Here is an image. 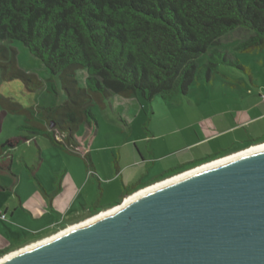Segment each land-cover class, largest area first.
<instances>
[{"label":"trees","instance_id":"obj_1","mask_svg":"<svg viewBox=\"0 0 264 264\" xmlns=\"http://www.w3.org/2000/svg\"><path fill=\"white\" fill-rule=\"evenodd\" d=\"M239 29L249 35L237 50L264 51V0H0V81L40 87L37 76L19 65L20 43L59 77L65 96L61 104L43 106L39 120L1 100L0 134L8 113H27L19 130L32 136L0 142V169H11L16 148L34 141L33 135L55 137L57 131L67 146L79 149L77 130L84 124L96 128L94 104L112 95L172 101L197 80L211 82L221 65L246 69L219 48L224 36ZM202 55L208 60L201 67Z\"/></svg>","mask_w":264,"mask_h":264},{"label":"crops","instance_id":"obj_2","mask_svg":"<svg viewBox=\"0 0 264 264\" xmlns=\"http://www.w3.org/2000/svg\"><path fill=\"white\" fill-rule=\"evenodd\" d=\"M226 74L230 78L223 84L205 87V109L202 105L200 108L191 106L192 109H187L190 105L185 104L164 105L170 112L156 120L152 118L145 133L131 128L135 125L129 120L124 106L130 103L129 109L133 110L136 104L131 101L136 95H112L105 99L102 106H110L116 111L122 109L125 116L122 122L129 128L125 143L117 145V149L111 147L113 154L117 152L115 162L106 151L94 147L81 155L66 152L63 147L59 157L82 160L75 166H61L49 177L48 183L40 178L42 173L38 169L34 172L35 184L28 181L25 190L20 186L13 187L12 203L7 202L5 209L0 207V214L4 211L7 216L2 221L8 229L7 232L0 225V257L45 240L91 214L117 206L128 196L124 195L126 189L156 184L158 180L180 172L181 168L201 161L210 162L262 142L264 73ZM243 77L249 81H244ZM117 100L122 103L116 104ZM81 127L94 130L89 124ZM77 139L79 147L86 150L82 139ZM16 153L17 148L14 156ZM11 169H0V172L14 175ZM3 183L0 188L5 187Z\"/></svg>","mask_w":264,"mask_h":264},{"label":"water","instance_id":"obj_3","mask_svg":"<svg viewBox=\"0 0 264 264\" xmlns=\"http://www.w3.org/2000/svg\"><path fill=\"white\" fill-rule=\"evenodd\" d=\"M0 264H264V145L150 188Z\"/></svg>","mask_w":264,"mask_h":264},{"label":"rangeland","instance_id":"obj_4","mask_svg":"<svg viewBox=\"0 0 264 264\" xmlns=\"http://www.w3.org/2000/svg\"><path fill=\"white\" fill-rule=\"evenodd\" d=\"M248 35V32L243 29L231 32L220 40L219 47L222 51L226 52L228 57L233 60H239L240 65L244 66L246 69L221 65L217 71L213 72L211 82L197 80L190 87L187 95H179L172 101H165L160 96H156L152 101L145 99L141 94L133 96L132 99L134 100L131 102L136 104L133 110L129 109L130 103L124 104L127 108L130 118L129 120L135 125V127L131 128L145 133V129L150 125V120H152V118L156 120L157 118L162 117V114L167 115L170 112V108L164 105H190L186 107L187 109L194 108L191 106H198L200 108L202 105L205 109V87H213L223 84L222 82H226L230 78L226 73L234 75H237L236 73H241V76L248 75L246 74L247 70L248 72L256 71L264 73V51L257 50L246 53L234 48L235 45L237 46V44ZM17 47L19 50L18 62L20 67L28 73L36 75L41 85L39 88H36L32 82H28L29 87L27 88L16 80L10 82L0 81V102L1 100H4V98H8L10 100L9 103L17 106L21 112H23L22 110L24 108V112H30L29 115L34 112V119L40 118L45 113L43 106L61 104L64 102L65 96L63 94L62 85L59 77L52 75L46 69L42 61L33 56L24 45L19 43L17 44ZM207 58L208 55H202L198 59V63L201 67L207 62ZM243 80L249 81L246 77H243ZM121 103L120 100L116 101V104L118 105ZM121 111L122 109L116 111L115 109H111L110 106L106 108L102 106V104H94L93 112L97 116V127L92 131L87 130L86 127H80L76 132V136L82 139L81 143L84 144L86 150H82L80 147L79 149H73L70 146H67L64 143L65 136L57 131L55 137L42 133L39 136L35 135L36 137L34 136V141H28L18 146L17 153L15 154L12 163V169L10 170L14 175L6 173V171L3 173L0 172V179L4 180V183L2 180H0V183H3L2 185L5 186L0 188V207L5 209L7 202L10 201V203H12L10 198L14 197V191L11 190L13 187L20 186L25 190L28 181L35 184L36 178L34 172H38V169L40 171L39 173H42L39 175L40 178L42 177V179L48 183L50 179L49 177L58 171L61 166L66 164L75 166L78 161L82 160V158L72 157L71 159H63L62 157H59L62 153L61 150L63 149L60 148V142L65 145L63 147L66 152H76L79 155L87 150L91 151L92 147L104 150L113 157L111 158V161L114 163V156L117 155V152L116 154H113L114 151L111 150V147L117 149V145L124 144L125 138L129 135V128L122 122L125 116H123L124 114ZM29 115L27 113H8L3 122L0 142L8 137L16 136L21 133L28 134V132H21L19 126L26 123L25 117ZM55 140H57L56 142L58 143H55ZM130 146L132 148L133 143ZM242 148L243 147H241V149ZM42 168L43 170H40ZM2 214H4V211L0 214V225L8 232L7 224L2 221L4 220L1 217ZM5 217L7 218V216ZM6 256L7 255L0 257V260Z\"/></svg>","mask_w":264,"mask_h":264},{"label":"bare ground","instance_id":"obj_5","mask_svg":"<svg viewBox=\"0 0 264 264\" xmlns=\"http://www.w3.org/2000/svg\"><path fill=\"white\" fill-rule=\"evenodd\" d=\"M262 145H264V143H261V144H258V145H253V146H251V147H249V148H246V149H244V150H242V151H239V152H236V153L231 154V155H229V156H226V157H223V158H220V159L214 160V161H212V162H209V163H206V164L200 165V166L195 167V168H193V169H191V170L185 171V172H183V173H181V174H178V175H175V176L170 177V178H168V179H165V180H163V181L157 182L156 184H153V185L147 186V187H145V188H143V189H141V190H139V191L133 193L132 195L126 197V198L124 199V201H123L121 204H119V205H117V206H115V207H112V208H110V209H107V210L101 211V212H99V213H97V214L91 216L90 218L86 219L85 221H82L81 223H78V224H76V225L70 226L69 228L64 229L63 231H61V232H59V233H57V234H55V235H53V236H51V237H48L47 239H45V240H43V241H41V242H38V243L32 244V245H30V246H28V247H25V248L21 249V250H18V251H16V252H12L11 254H8L6 257H4L3 259L0 260V263H1L2 261H4V260H7V259H9V258L15 256V255H18V254H20V253H22V252H25V251H27V250H30V249H32V248H34V247H36V246H38V245H40V244H42V243H44V242L50 240V239H52V238H54V237H56V236H58V235H60V234H62V233H64V232H66V231H68V230L74 228V227H77V226H79V225H81V224H83V223H85V222H87V221H90V220H92L93 218H95V217H97V216H99V215H101V214H103V213H105V212H108V211H110V210H113V209H115V208H117V207H119V206L125 204V203L128 202L130 199H132L134 196H136V195H138V194H140V193H142V192H144V191H146V190H148V189H150V188H153V187H155V186H157V185H159V184H162V183H164V182H167V181L172 180V179H174V178H177V177H179V176H182V175H185V174H187V173H190V172L196 171V170H198V169L204 168V167H206V166L212 165V164H214V163H217V162L222 161V160H224V159H227V158H230V157H232V156L238 155V154H240V153H243V152L249 151V150H251V149L257 148V147L262 146Z\"/></svg>","mask_w":264,"mask_h":264},{"label":"flooded vegetation","instance_id":"obj_6","mask_svg":"<svg viewBox=\"0 0 264 264\" xmlns=\"http://www.w3.org/2000/svg\"><path fill=\"white\" fill-rule=\"evenodd\" d=\"M209 163V162H208ZM206 164V163H205ZM189 170H191V169H189ZM178 175V174H177ZM173 177V176H172ZM168 179V178H167ZM97 214V213H96ZM93 215H95V214H91V215H89V216H87L86 218H85V220L86 219H88V218H90L91 216H93ZM85 220H83V221H85ZM81 223V222H80Z\"/></svg>","mask_w":264,"mask_h":264},{"label":"built area","instance_id":"obj_7","mask_svg":"<svg viewBox=\"0 0 264 264\" xmlns=\"http://www.w3.org/2000/svg\"><path fill=\"white\" fill-rule=\"evenodd\" d=\"M227 156H229V155H227ZM226 157V156H225ZM6 215L5 214H2L1 215V217L5 220L6 219V217H5ZM69 228V227H68ZM63 231V230H62ZM61 232V231H60ZM43 241V240H42Z\"/></svg>","mask_w":264,"mask_h":264},{"label":"clouds","instance_id":"obj_8","mask_svg":"<svg viewBox=\"0 0 264 264\" xmlns=\"http://www.w3.org/2000/svg\"><path fill=\"white\" fill-rule=\"evenodd\" d=\"M223 158V157H222Z\"/></svg>","mask_w":264,"mask_h":264}]
</instances>
